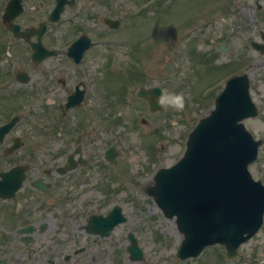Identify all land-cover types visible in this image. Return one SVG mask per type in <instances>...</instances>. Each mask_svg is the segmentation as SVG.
Instances as JSON below:
<instances>
[{"label":"flooded vegetation","instance_id":"obj_1","mask_svg":"<svg viewBox=\"0 0 264 264\" xmlns=\"http://www.w3.org/2000/svg\"><path fill=\"white\" fill-rule=\"evenodd\" d=\"M115 1L0 0V127L16 118L0 140V173L25 168L14 197L0 200V264H39L46 256L53 264H79L73 257L78 238L86 255L93 247L89 239L96 243L84 226L89 216L109 211V200H85L94 190L85 183L88 175H62L61 169L104 160L100 148L109 145V60H102L96 75L88 56L105 45L95 19L102 22L112 8L128 12L126 3L112 7ZM54 10L61 11L52 22ZM79 37L81 45H92L77 63L67 51ZM258 54L264 59V51ZM113 114L120 117L121 111ZM14 142L19 149L10 153Z\"/></svg>","mask_w":264,"mask_h":264},{"label":"rangeland","instance_id":"obj_2","mask_svg":"<svg viewBox=\"0 0 264 264\" xmlns=\"http://www.w3.org/2000/svg\"><path fill=\"white\" fill-rule=\"evenodd\" d=\"M198 1L201 0H170L168 8L171 14L168 17L164 14H148V10L143 11L139 30L142 36V52L139 56H142L143 60V85L156 84L163 87L166 106L163 111L153 114L142 101L140 104L138 102V107L135 101L132 106L126 104L123 107H115L116 110L129 107L132 118L136 117L137 129L140 118L149 125L139 127L136 134H128L131 143H123L119 148L121 155L116 161V168L111 170L106 179L111 180L106 195L110 200L109 205L120 204L126 222L118 226L110 238L95 243L92 250L87 251L88 256H81L79 259L84 261L83 264H227L223 259L219 261L217 251L213 254L212 249L203 251L196 259H175L174 254L181 237L176 232L173 221L164 219L152 199L141 190L149 184L158 168L170 166L180 157L189 130L196 119L211 108L213 97L224 83L222 72H232V59L236 60L234 65L239 64V72H244L250 65L249 71L255 92L264 91L262 58L245 45L251 38H257V28H264V22L252 27L250 31L242 28L236 33L233 32L236 22L234 14L225 16L221 12L222 5L228 3V0H216L204 16L202 12L193 10L197 7L194 3ZM202 1L209 5L212 0ZM238 4L242 13L247 10L246 5L254 10L253 0H238ZM157 7L164 8V5L157 4ZM207 14L210 17H205ZM243 18L244 16H241V23ZM245 21H249L248 18H245ZM131 32L133 40L130 42L136 40L135 29ZM170 34H173L175 43L167 40ZM110 39L116 41L115 45L95 47L89 54L88 65L91 72L101 75L99 71L102 69V60L112 59L115 64L111 66L110 77L115 81L117 77L118 80L123 77L127 68L124 63L127 49L125 46H119L121 37H118V34H113ZM189 42L191 46L188 45ZM227 44L231 46L229 50L225 49ZM219 45L225 50H221ZM233 48L236 52H232ZM232 54L235 56L232 57ZM198 61L214 67L209 76L203 78L205 84L197 81L208 66L200 65L198 68ZM216 68L222 72L216 73ZM196 71L199 78L193 82ZM138 86L139 84H132L127 88L128 99ZM181 102L183 107L176 108L175 105ZM246 126L252 129L248 121ZM154 136H158V141L152 145L150 139ZM252 169L251 172L255 175L256 171L253 172ZM92 195L96 197L98 194L94 192ZM98 196L100 199L102 195ZM128 232L135 234L138 245L144 252V260L141 262L132 263L128 260L125 252ZM263 237L264 234H259L255 244H259ZM83 244L84 240L80 245ZM90 255L92 257H89Z\"/></svg>","mask_w":264,"mask_h":264},{"label":"water","instance_id":"obj_3","mask_svg":"<svg viewBox=\"0 0 264 264\" xmlns=\"http://www.w3.org/2000/svg\"><path fill=\"white\" fill-rule=\"evenodd\" d=\"M244 113L242 105L225 103L203 120L190 135L182 158L159 170L154 186L147 189L166 217L176 216L184 233L181 258L195 256L202 246L215 242L226 244L233 254L242 234L258 224L264 194L241 173L256 147L235 125ZM194 241L200 246H190Z\"/></svg>","mask_w":264,"mask_h":264},{"label":"clouds","instance_id":"obj_4","mask_svg":"<svg viewBox=\"0 0 264 264\" xmlns=\"http://www.w3.org/2000/svg\"><path fill=\"white\" fill-rule=\"evenodd\" d=\"M175 107H176V108H178V109H179V108H182V107H183V104H182V102H181V103H178V104H176V105H175Z\"/></svg>","mask_w":264,"mask_h":264}]
</instances>
